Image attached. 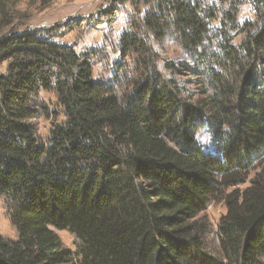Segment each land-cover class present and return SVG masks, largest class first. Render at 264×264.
Segmentation results:
<instances>
[{
    "label": "trees",
    "instance_id": "1",
    "mask_svg": "<svg viewBox=\"0 0 264 264\" xmlns=\"http://www.w3.org/2000/svg\"><path fill=\"white\" fill-rule=\"evenodd\" d=\"M9 1L0 199L16 239L0 235V264H264V0H143L151 10L118 35L108 81L93 50L13 29ZM169 41L190 64H159ZM217 201L210 253L201 215Z\"/></svg>",
    "mask_w": 264,
    "mask_h": 264
},
{
    "label": "rangeland",
    "instance_id": "2",
    "mask_svg": "<svg viewBox=\"0 0 264 264\" xmlns=\"http://www.w3.org/2000/svg\"><path fill=\"white\" fill-rule=\"evenodd\" d=\"M207 1L214 2V0ZM144 2L145 5H143ZM8 7L13 29L19 32L51 30L60 37L58 41L72 44L76 52L93 50L96 57L94 76L95 79L103 81H108L112 72L111 68L120 64L118 63L120 57L113 54L116 50L114 47L118 35L133 32L143 16L151 10L150 5L143 0H10ZM241 9V17L250 18L252 16L251 7ZM100 54H103L106 59L100 57ZM157 54L161 60L159 64L164 61L191 63L190 54L182 51L171 41ZM134 60V57H131L126 59L125 63L130 65ZM103 61L105 64L109 62V66H105ZM112 62L115 66H110L113 65ZM97 63L100 65H96ZM2 70L0 69V72ZM40 98L49 108H54V96L43 93ZM51 123L52 119L45 117H40L33 122L39 137L42 139L48 137ZM224 213V202L217 201L209 204L201 215V221L205 226L202 235L210 253L216 251V225ZM57 234L63 247L76 252L78 241L74 236L68 232ZM0 235L4 239H16V231L1 199Z\"/></svg>",
    "mask_w": 264,
    "mask_h": 264
}]
</instances>
